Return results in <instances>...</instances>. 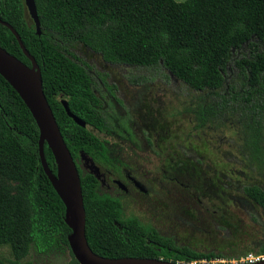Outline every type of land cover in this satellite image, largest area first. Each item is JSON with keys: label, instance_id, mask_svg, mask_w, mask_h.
<instances>
[{"label": "trees", "instance_id": "16d2710c", "mask_svg": "<svg viewBox=\"0 0 264 264\" xmlns=\"http://www.w3.org/2000/svg\"><path fill=\"white\" fill-rule=\"evenodd\" d=\"M35 5L40 36L24 0H0V20L17 32L38 65L44 96L73 160L79 153L106 160L108 152L91 131L105 126L93 107L90 80L68 56L69 47L82 45L109 63L162 67L190 90H210L221 99L218 91L233 60L243 75L244 91L231 97L227 108L230 113L239 110L245 121L241 167L264 178V0H35ZM0 47L31 67L13 34L1 24ZM242 51L245 54L236 59ZM60 100L85 122V128L67 116ZM211 112L216 114L210 105H200L196 129L206 127ZM38 140L29 110L0 76V250L9 253V258L0 257V264H23L31 249L41 253L56 243L69 249L65 207L42 169ZM44 156L56 174L46 144ZM80 183L85 236L96 255L184 263L204 258L176 249L173 241L161 238L137 218L122 217L120 205L98 193L91 175L81 174ZM248 194H259L253 199L264 207V194ZM242 250L225 258L263 253L264 243L257 250L249 241L230 243V252ZM72 264H78L73 257Z\"/></svg>", "mask_w": 264, "mask_h": 264}, {"label": "flooded vegetation", "instance_id": "af4514ba", "mask_svg": "<svg viewBox=\"0 0 264 264\" xmlns=\"http://www.w3.org/2000/svg\"><path fill=\"white\" fill-rule=\"evenodd\" d=\"M78 47L98 58L97 66L101 64L104 70L96 73L90 63L69 57L85 70L90 80L93 107L105 126L102 131H91L108 150L106 160L79 153L73 160L79 176L91 175L98 193L120 205L122 217L125 202L139 206L160 227H167L170 235L159 231L158 225L145 224L144 217H135L142 225L173 241L176 249L204 257L178 263L230 264L225 257L243 252H230V243L243 245L249 241L251 249L260 248L264 243V207L253 199L259 194L248 191L264 194V178L257 171L241 167L245 121L239 110L230 113L227 108L231 97L244 91L243 75L235 69L233 60L218 91L222 99L210 90L193 91L204 100L196 95L188 104L182 102L181 111H172L168 106L163 108L158 94L165 90L155 88L152 80H118L108 71L109 67L128 65L106 62L90 49ZM230 70L234 76L231 84ZM163 78L190 90L167 71ZM160 83L161 87L165 85ZM219 103L221 106H216ZM200 105H210L216 114L211 112L206 127L196 129ZM238 105L237 100L236 109ZM150 110H156V114L150 116ZM183 121L187 124L185 130L179 127ZM230 129L235 135L232 142L217 136ZM212 142L220 146L213 147ZM224 144L235 149L236 160L228 151L221 150ZM141 162L154 168L148 170ZM249 254L257 253L248 252L245 256ZM212 255L214 258H206Z\"/></svg>", "mask_w": 264, "mask_h": 264}, {"label": "water", "instance_id": "95a60500", "mask_svg": "<svg viewBox=\"0 0 264 264\" xmlns=\"http://www.w3.org/2000/svg\"><path fill=\"white\" fill-rule=\"evenodd\" d=\"M24 4L28 17L34 24L36 35L40 36L42 30L35 0H24ZM0 24L13 34L24 56L31 62V67H28L0 47V76L25 104L39 130L38 151L40 163L52 188L65 207L64 222L71 231L67 243L76 262L78 264H184L161 259H108L92 252L85 236L86 216L80 176L44 96L40 69L34 58L25 49L17 32L1 20ZM61 105L67 116L76 125L82 128L86 127L82 120L70 113L66 101H62ZM45 144L52 153L56 174H53L47 165L44 156ZM252 264H264V261Z\"/></svg>", "mask_w": 264, "mask_h": 264}, {"label": "rangeland", "instance_id": "374dc122", "mask_svg": "<svg viewBox=\"0 0 264 264\" xmlns=\"http://www.w3.org/2000/svg\"><path fill=\"white\" fill-rule=\"evenodd\" d=\"M176 2H183L185 0H174ZM68 56L72 58V56H75L79 58L81 61L90 63L92 67L94 68L96 73H101L104 71L102 69V65L97 66L98 58H94L93 55L88 54L84 48H79L77 45L73 47H69L67 49ZM245 54L244 51L238 53L237 57H242ZM113 76H116L118 80L123 79H136V78H147L149 80H152V83L154 84L155 88H163L165 91H160L158 96L163 102V108H171L172 111H181L183 109L182 102L185 101L186 104L193 101V99L196 97V93H194L191 90L185 89L184 86H175L172 82H170L167 79L163 78V75L166 74V71L161 67H151V68H135V67H128V66H115V67H109L108 70ZM230 75L228 79V83L231 84L233 79V73L230 70ZM232 77V79H231ZM165 82V85L161 87V83L158 82ZM155 91L153 90V93ZM158 92H155V94ZM162 95H161V94ZM199 94L197 95V97ZM177 101V102H176ZM168 106V107H167ZM156 111V110H155ZM155 111L150 110L151 114L150 116H154L156 114ZM179 127L182 128V130H185L187 128V124L185 121L179 124ZM210 135V134H209ZM219 138H225L223 139L224 142H232L235 138L234 132H232V129L229 131L224 132L223 134H217ZM211 137V136H209ZM211 145L213 147L220 146L216 142H212ZM221 150L228 151L232 159L237 156V153L235 149L229 148L228 145H222ZM143 166L146 167V169L151 170L154 167L150 166L149 164H145L141 162ZM2 181H0V184ZM126 209L124 210V218H130V217H144V223L149 224L152 227H156L161 232H163L165 235H170L169 231L167 230V227H160V224H157L154 220L151 219V217L144 212L143 209L140 211L139 206H135L134 204L129 203L128 201L125 202ZM156 225V226H155ZM160 225V226H159ZM0 257L1 258H9V253L6 249L0 250ZM72 253L70 249L63 246L62 244L56 243V245L44 252H38L34 249H31L28 256L23 260V264H72ZM74 258V257H73ZM232 264V263H230ZM234 264V263H233Z\"/></svg>", "mask_w": 264, "mask_h": 264}, {"label": "built area", "instance_id": "2783aa9c", "mask_svg": "<svg viewBox=\"0 0 264 264\" xmlns=\"http://www.w3.org/2000/svg\"><path fill=\"white\" fill-rule=\"evenodd\" d=\"M264 261V252L260 254H249L238 260L230 261L229 263L234 264H252L256 262Z\"/></svg>", "mask_w": 264, "mask_h": 264}]
</instances>
